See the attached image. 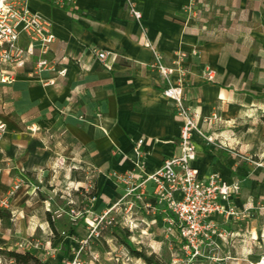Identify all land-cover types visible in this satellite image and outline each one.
Wrapping results in <instances>:
<instances>
[{"label": "crops", "instance_id": "obj_1", "mask_svg": "<svg viewBox=\"0 0 264 264\" xmlns=\"http://www.w3.org/2000/svg\"><path fill=\"white\" fill-rule=\"evenodd\" d=\"M134 1L144 15L143 24L134 20L126 0H78L67 9L32 0V9L57 36L51 58L68 74L44 86L42 80H53L56 74L33 76L30 63L13 85L0 86V121L7 125L0 143V200L20 177L31 183L33 171L23 165H33L24 156L49 157L50 152L35 151L34 141L40 139L58 140L63 149L69 145L88 158L106 178L108 201L114 197L108 191L114 189L110 173L150 175L180 153L183 123L163 98L166 82L151 67L154 54L144 46L146 40L168 66L177 53L188 54L187 103L204 117L219 116L213 127L201 122L216 143L219 140L244 157L255 142L264 140V0ZM104 51L109 53L110 69L97 56ZM209 71L215 75L213 82L205 78ZM180 78L177 72L174 79ZM194 138L199 146L195 166L202 177L218 173L227 183H242L241 193L231 201L235 208L233 200L245 198L247 182L232 175L243 169L255 172V162L233 163L226 156L232 153L229 150L208 145L199 135ZM12 172L17 175L10 182ZM214 220L230 235L227 240L216 237L220 252L246 242L238 239L245 233L224 228L244 219L216 215ZM250 233L256 244L257 233Z\"/></svg>", "mask_w": 264, "mask_h": 264}, {"label": "rangeland", "instance_id": "obj_2", "mask_svg": "<svg viewBox=\"0 0 264 264\" xmlns=\"http://www.w3.org/2000/svg\"><path fill=\"white\" fill-rule=\"evenodd\" d=\"M34 142L36 152L41 155L50 152V155L23 157L33 165H23L26 171H33V176H29L30 188L11 199L10 208L6 209L11 213L10 218H0V251L5 253L0 252V264H16L6 253H24L20 245L26 241H32L37 247L25 253L34 255L40 264H73L76 259L83 264H146L120 244L119 239L127 233L139 251L157 256L164 264H264V140L255 142L243 154L244 158L237 156L236 150L226 155L233 163L246 164L247 159L255 162V172L243 169L232 175L247 182L245 198L233 202L236 211L248 217L242 222L231 221L229 226L224 224L232 232L245 233L238 239L246 242L230 245L226 252H204L197 257L187 252L177 233L168 235L162 217L147 215L138 200L131 208L129 199L118 191L123 188L113 183L114 189L108 187V191L114 197L105 200V176L80 152L69 145L63 149L54 139ZM16 175L17 172H12L9 181ZM74 210L80 217L89 211L85 224L75 222ZM49 215L56 232L48 225ZM155 218L156 223L151 224ZM106 221L112 223L107 225ZM145 221L150 225H145ZM74 229H78L76 234H72ZM252 231L257 233L256 244L251 243Z\"/></svg>", "mask_w": 264, "mask_h": 264}, {"label": "built area", "instance_id": "obj_3", "mask_svg": "<svg viewBox=\"0 0 264 264\" xmlns=\"http://www.w3.org/2000/svg\"><path fill=\"white\" fill-rule=\"evenodd\" d=\"M48 1L61 9L74 7L78 2V0ZM126 2L134 20L138 24H143L144 15L137 3L134 0ZM31 3L32 0H2L0 4V86L13 85L20 72L30 63H33V76L41 77L44 72L49 71L56 74L53 80H42L44 86L54 85L55 80L65 78L68 74L67 69H60L58 62L51 58L53 46L57 41L51 24L32 9ZM144 46L151 49L154 54L151 67L166 82L163 98L169 102L173 112L183 123L179 142L180 153L166 159L164 165L153 174L114 171L109 174V179L117 187L123 188L124 196L129 199L131 208L138 200L149 215L162 217L168 235L177 233L191 255L197 257L203 256L204 252H216L219 250L216 237L220 236L227 240L230 235L226 231H220L214 216L237 219L248 217L241 215L231 206L232 199L241 193L243 187L240 181L225 182L218 173H212L207 178L201 176L195 166L199 146L194 137L199 135L208 145H215L230 152H233V149L224 143L218 145L214 137L208 136L201 126L203 122L213 127L221 120L219 116L204 117L200 111L193 110L187 103L184 85L187 73L184 65L188 54L177 53L172 66H168L162 53L151 41L146 40ZM108 55L106 51L97 52L100 61L110 69ZM177 72L181 74L178 81L174 79ZM205 78L210 82L215 81L212 71H209ZM6 133L7 125L0 121V143ZM236 155L244 158L239 153ZM1 174L0 170V177ZM30 185V181L24 176L17 179L7 196L0 200V207L9 209L11 199ZM73 214L76 216L74 219L76 223L83 217H80L81 214L76 210ZM111 223L106 221L107 225ZM150 223L155 224L156 218L151 219ZM150 223L145 221L144 224ZM32 247H37L32 241L20 245L24 253ZM95 260L99 262L97 258ZM73 264L83 263L76 259Z\"/></svg>", "mask_w": 264, "mask_h": 264}, {"label": "trees", "instance_id": "obj_4", "mask_svg": "<svg viewBox=\"0 0 264 264\" xmlns=\"http://www.w3.org/2000/svg\"><path fill=\"white\" fill-rule=\"evenodd\" d=\"M89 215V211L83 214V217L79 220L80 224H85L86 218ZM11 213L7 211L6 209H3L0 207V218L6 219L10 218ZM48 222L50 224V227L52 228L53 232H56L53 219L49 215ZM76 229L72 231V234H74ZM120 244L126 246L130 252V254L136 258L143 260L146 264H164L161 262L160 259L157 258L155 255H148L144 251H139L133 244V242L130 239V233H127L124 237L119 239ZM2 254V251H0ZM9 258L13 259L16 264H40V260H38L34 255L31 253H18L16 251H9L6 253Z\"/></svg>", "mask_w": 264, "mask_h": 264}, {"label": "water", "instance_id": "obj_5", "mask_svg": "<svg viewBox=\"0 0 264 264\" xmlns=\"http://www.w3.org/2000/svg\"><path fill=\"white\" fill-rule=\"evenodd\" d=\"M2 0H0V4H1Z\"/></svg>", "mask_w": 264, "mask_h": 264}]
</instances>
